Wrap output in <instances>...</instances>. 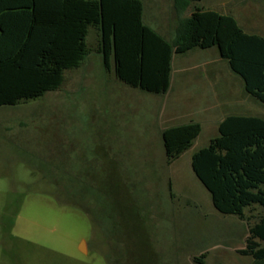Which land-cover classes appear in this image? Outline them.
I'll return each instance as SVG.
<instances>
[{"label": "rangeland", "instance_id": "1", "mask_svg": "<svg viewBox=\"0 0 264 264\" xmlns=\"http://www.w3.org/2000/svg\"><path fill=\"white\" fill-rule=\"evenodd\" d=\"M145 5L157 7L146 24L172 40L165 0ZM194 5L264 37V0ZM97 40L89 28L93 52L64 72L59 89L0 107V264H195L201 255L205 264H252L237 251L264 209L246 208L243 220L218 213L191 156L217 136L224 116L264 118V104L215 48L174 54L170 89L156 95L104 68ZM189 121L200 123L199 136L167 163L162 130Z\"/></svg>", "mask_w": 264, "mask_h": 264}, {"label": "trees", "instance_id": "2", "mask_svg": "<svg viewBox=\"0 0 264 264\" xmlns=\"http://www.w3.org/2000/svg\"><path fill=\"white\" fill-rule=\"evenodd\" d=\"M199 1L174 4L183 13ZM142 11L140 0H0V28H19L13 41L17 55H0V107L59 89L64 72L79 68L93 52L86 42L89 28L97 34L94 52L104 68L112 64L115 77L132 88L164 95L174 54L215 48L242 80L244 92L264 104V37L244 32L230 15L197 8L178 19L167 41L143 23ZM200 132L195 122L162 130L167 163L188 150ZM191 169L218 213L243 220L246 208L264 209V118L226 116L217 136L192 154ZM237 253L264 264V217L248 227L245 247ZM204 257L194 263L205 264Z\"/></svg>", "mask_w": 264, "mask_h": 264}, {"label": "crops", "instance_id": "3", "mask_svg": "<svg viewBox=\"0 0 264 264\" xmlns=\"http://www.w3.org/2000/svg\"><path fill=\"white\" fill-rule=\"evenodd\" d=\"M141 3H142V6H143V11H142V20H143V23L145 25H147L148 27H150L148 24H146L145 22V16H146V13L147 12H150L151 9H154L156 11V6H149V7H152V8H146V5H145V0H140ZM174 1L175 0H165V11L168 12L167 16H166V26L165 28H175V25L178 21L179 18H184V17H189L192 13L193 10L197 9L198 7H196L194 3H191L189 5V7L183 12V13H179L178 10L175 8V4H174ZM201 1V0H200ZM148 9V10H147ZM198 9H202V10H210V9H203V8H198ZM215 11V10H214ZM152 12V10H151ZM157 13V12H155ZM220 14H224V15H230V14H225V13H220ZM232 16V15H230ZM233 17V16H232ZM234 18V17H233ZM235 19V18H234ZM237 22V21H236ZM238 24V23H237ZM240 27V26H239ZM151 28V27H150ZM241 28V27H240ZM21 29V28H20ZM243 30V29H242ZM155 31V30H154ZM244 31V30H243ZM0 32H3V34H5V36L3 38H0V55L1 57H9V55H17V49H18V45H17V42H14V38L15 36L18 35V32H19V28H0ZM156 33H158L160 36H162L164 39H166L167 41H170L167 39L166 36H164L162 33H160L159 31H155ZM245 32V31H244ZM247 33V32H246ZM190 53H196V50H193L191 52H188L187 54H190ZM185 55V54H184ZM174 56V55H173ZM173 56H172V59H171V69H172V61H173ZM220 59V58H219ZM212 63H216V61L212 62ZM172 72V70H171ZM209 74L213 76V74H211V70L209 71ZM215 75V74H214ZM170 85H171V73H170V81H169V88L168 90L170 89ZM219 106H224V107H230L227 104H223L221 102L218 103ZM206 109L205 111H208L209 108L207 106H205ZM238 107V106H237ZM229 112V111H228ZM228 115H241V114H227L226 116ZM224 116L220 121L216 122L217 124V127H218V124L226 117ZM244 116H247V115H244ZM189 122H195V121H189ZM187 122V123H189ZM187 123H184V124H187ZM195 123H198L200 124L199 122H195ZM182 125V124H180ZM177 126V125H175ZM247 236H248V229H247ZM241 250V249H240Z\"/></svg>", "mask_w": 264, "mask_h": 264}, {"label": "water", "instance_id": "4", "mask_svg": "<svg viewBox=\"0 0 264 264\" xmlns=\"http://www.w3.org/2000/svg\"><path fill=\"white\" fill-rule=\"evenodd\" d=\"M79 250H80L81 252H86L84 242H81V244L79 245Z\"/></svg>", "mask_w": 264, "mask_h": 264}]
</instances>
